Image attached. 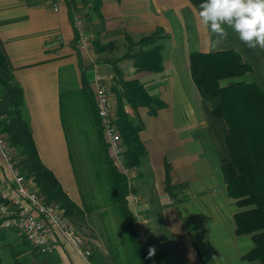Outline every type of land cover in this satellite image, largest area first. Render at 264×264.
Here are the masks:
<instances>
[{"label": "crops", "instance_id": "obj_1", "mask_svg": "<svg viewBox=\"0 0 264 264\" xmlns=\"http://www.w3.org/2000/svg\"><path fill=\"white\" fill-rule=\"evenodd\" d=\"M202 2L84 0V30L91 42L82 49L74 42L65 2L53 10L50 0H0V53L9 80L21 88V113L40 161L73 204L80 201V191L94 200L99 181L110 174L95 112L97 72L116 118L120 105L121 122L139 126L143 153L133 179L138 201L130 195L127 200L143 264H260L243 257L253 241L249 233L235 232L240 208L220 168L230 158L227 124L200 95L189 54L233 49L251 67L242 78L264 89V49L248 48L231 31L212 49L210 32L198 17ZM158 29L162 68L138 69L127 52L138 51V41ZM131 83L143 89L136 105L124 94ZM10 180L0 155V181L10 185ZM108 183L114 186L112 177ZM102 207L95 202L96 209ZM79 216L92 246L88 258L65 242L52 253L38 252L19 231L0 226V264H89L93 253H108L100 235L106 231L97 230L100 221ZM150 246L156 249L151 258Z\"/></svg>", "mask_w": 264, "mask_h": 264}, {"label": "trees", "instance_id": "obj_2", "mask_svg": "<svg viewBox=\"0 0 264 264\" xmlns=\"http://www.w3.org/2000/svg\"><path fill=\"white\" fill-rule=\"evenodd\" d=\"M79 3L85 4L84 0ZM160 33L161 30L158 29L138 41L140 46L149 45L148 48L140 47L134 53L127 52L138 69L162 68V44L157 42ZM189 68L200 95L209 102L212 113L223 117L227 124L225 140L230 158L221 161L220 168L228 194L236 198L239 206L244 207L234 214L235 232L250 233L253 241V246L243 257L256 259L264 264V89L257 82L242 78L251 67L233 49L192 51L189 54ZM142 92V87L137 83H131L124 89L126 98L134 105L136 94ZM21 102V88L10 82L5 60L0 53V130L7 134L13 146H17L22 154V164L44 200H58L66 208L70 205V200L52 172L39 159L21 113ZM118 113L127 162L135 166L143 153L138 137L140 128L128 120L126 125L121 122L125 115L120 105ZM2 115L4 116L1 117ZM106 157L117 189L121 212L125 216L133 244L144 263L145 253L128 209L127 182L108 153ZM3 228L5 227L1 226ZM37 251L40 252L38 249Z\"/></svg>", "mask_w": 264, "mask_h": 264}, {"label": "built area", "instance_id": "obj_3", "mask_svg": "<svg viewBox=\"0 0 264 264\" xmlns=\"http://www.w3.org/2000/svg\"><path fill=\"white\" fill-rule=\"evenodd\" d=\"M69 7L72 26L75 30V44L87 49L91 37L84 30L85 16L79 0H50L51 8L57 10L61 2ZM94 90L104 141L109 157L117 169L126 171L123 162V146L114 120L116 116L109 104V93L103 83V76L95 74ZM0 155L11 173L7 186L0 181L1 226L19 231L27 241L41 253H52L61 242L70 245L83 258L91 254L88 239L77 230L67 215L56 205L44 200L38 188L31 185L17 164L16 153L0 130ZM131 198L134 200L133 196Z\"/></svg>", "mask_w": 264, "mask_h": 264}, {"label": "rangeland", "instance_id": "obj_4", "mask_svg": "<svg viewBox=\"0 0 264 264\" xmlns=\"http://www.w3.org/2000/svg\"><path fill=\"white\" fill-rule=\"evenodd\" d=\"M144 46H147V45H144ZM94 101H95V96H94ZM95 112L97 113L96 101H95ZM3 116L4 115H2L1 117ZM114 116L116 115L114 114ZM118 123H119V117H117L114 120V124H115V127L118 133L120 134L121 143L122 145H124L123 146V162H124V165L126 166V171L122 172L120 169H118V171L122 174V176L126 180L127 186H128V192H129L128 195H130L131 197V194H132L134 198V200L132 199V201L135 203L138 201V196L134 191L135 187L133 185V182H134L133 179L135 177V174H136L135 169L137 168L138 164L135 166H131L127 162L126 145L123 141V136L120 131L121 128L119 127ZM4 136L6 140L10 143L9 139L7 138L6 133H4ZM10 145L13 148V152L16 153V157L18 159L17 164L19 165L22 174H24V176L31 183V185L35 186V183L33 182L32 177L28 176L27 171L25 170L22 164V161H21L22 154L17 149V146L15 145L13 146L11 143ZM15 148H16V152H15ZM110 174H108V178L103 177L99 181L98 193L96 194V198L94 200L89 198L88 195L85 194L83 191H80L81 192L80 201L75 202L76 205L73 204L71 200H70V205H68L66 208L63 207L62 206L63 204L58 200H53L54 203L53 202L51 203L56 205L59 209H61L64 214L66 213L68 219L71 222H73V225H75L77 230L81 232L87 239L90 238L87 235L88 232L84 233L79 225V218H80L79 212L80 214H84V216L88 218L89 220L100 221L101 227H97V230L100 231V229H102L103 231H106V232L100 233V235L106 238L105 240L106 242L104 243V245L106 247V250H108V253H93V255L90 258L89 264H143L141 256L138 254L133 244L130 232L128 230L125 216L121 212L120 203L117 198L118 197L117 189L115 188V186H111V185L109 186V183H108L109 177H112V175L110 176ZM113 185H114V181H113ZM95 202L97 205L101 207L103 206V207L100 209H96ZM239 208L242 209L244 207L239 206ZM24 239L27 241L25 237ZM28 244L29 246L33 247L30 243Z\"/></svg>", "mask_w": 264, "mask_h": 264}, {"label": "clouds", "instance_id": "obj_5", "mask_svg": "<svg viewBox=\"0 0 264 264\" xmlns=\"http://www.w3.org/2000/svg\"><path fill=\"white\" fill-rule=\"evenodd\" d=\"M198 17L210 32L212 49L228 38L229 31L248 48L264 49V0H203ZM155 254V247L150 246L148 257Z\"/></svg>", "mask_w": 264, "mask_h": 264}]
</instances>
